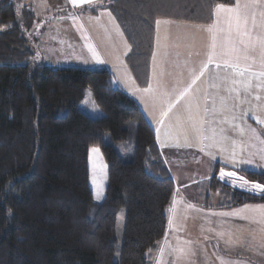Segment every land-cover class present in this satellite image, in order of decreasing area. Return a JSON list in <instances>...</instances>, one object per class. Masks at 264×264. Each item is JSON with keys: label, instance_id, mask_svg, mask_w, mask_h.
I'll use <instances>...</instances> for the list:
<instances>
[{"label": "trees", "instance_id": "obj_1", "mask_svg": "<svg viewBox=\"0 0 264 264\" xmlns=\"http://www.w3.org/2000/svg\"><path fill=\"white\" fill-rule=\"evenodd\" d=\"M217 3L234 0H106L99 7L115 15L131 46L127 65L145 87L155 18L210 21ZM35 22L28 5L0 0V264H153L175 193L154 131L106 69L43 64L29 34ZM86 90L102 117L78 108ZM91 147L106 164L100 203L89 186ZM217 169L210 189L224 202L219 209L264 205L259 195L221 184ZM238 173L264 185V173Z\"/></svg>", "mask_w": 264, "mask_h": 264}, {"label": "crops", "instance_id": "obj_2", "mask_svg": "<svg viewBox=\"0 0 264 264\" xmlns=\"http://www.w3.org/2000/svg\"><path fill=\"white\" fill-rule=\"evenodd\" d=\"M51 2V0H47ZM106 0H97L98 5ZM46 2V0H44ZM57 4L51 11H45L44 15L36 16L37 28L40 31L44 26V32H38L32 37L35 26L29 33L33 38V44L37 48L38 55L43 59L41 52L46 48L50 50L48 57L74 59L75 55H87L89 59L88 69H106L112 78L116 88L124 92L132 98L141 109L145 119L150 124L154 131L155 140L164 163L169 171V175L175 184V193L168 211L167 229L165 236L159 243L158 250L154 257L153 264H169L175 258L169 256V246H176L177 243L185 248H191L196 255L189 258L191 264H221V260L231 261V264H264V249L260 248V243L264 240V232L260 231L259 224H251L247 220H240L235 216H221L220 213H232L236 210L243 209L245 205L230 209H219L224 205L220 194L212 191L211 180L213 179V169L219 166L224 171H246L264 173V160L260 159L259 149L264 147L258 141H251L255 147L250 146V137L252 133L247 131V125L257 129L258 134L264 136V125L257 123L256 119L252 118L251 112H248L243 124L240 120H236V124L245 127L246 131L243 136H240L238 131H233L232 137L237 141L236 153L237 157H247L250 152L257 153L253 158V163L250 165L233 164L227 153L221 154L216 151L215 159L199 151L198 146H184L183 141L175 135L165 136L166 131L164 125H158L156 120L144 111V105L140 102L138 96H133L132 92L136 90L142 91L149 84H155V71L168 72L172 70V65L169 63H161V53L169 52L172 54V59L176 58V53H180V61L183 63L186 58L184 53L189 50V41L185 39L186 35L191 34L196 30L197 39L193 51H199L203 48L206 42V33H200L201 27L206 28L208 24L215 21V6L212 8L211 20L206 18L184 17L176 14H165L158 16L153 21L152 33V51L149 63L148 82L145 87H139L131 69L127 65L126 57L131 52V46L126 38L125 33L121 29L115 15L107 9L97 6L81 5L79 8L74 7L68 0H54ZM32 9L30 2L25 3ZM235 0L232 5L234 6ZM95 7V12H89ZM61 11L56 14V10ZM90 8H92L90 10ZM79 13L78 18L74 21L69 17V13ZM111 12V17L107 15ZM81 13V14H80ZM101 13H104L101 16ZM89 16L99 17L98 22L90 23ZM114 17V20L112 19ZM41 21V22H40ZM156 21H160L157 28ZM67 22V23H66ZM71 22V24H70ZM74 22L76 23L74 25ZM64 23V24H63ZM83 26L81 33L78 29ZM116 25L119 28H116ZM76 29H75V28ZM117 32H123V37L117 35ZM87 37V40L82 39L81 34ZM86 44H91L96 51V55L104 61L102 65H96V61L92 57V53L88 51ZM46 46V47H44ZM153 54L156 55V61H153ZM61 55V56H60ZM118 58V59H117ZM77 67L76 64H73ZM72 65V66H73ZM48 66V65H47ZM52 67V66H51ZM213 71H217L214 65L210 66ZM204 88L215 93L216 89L211 87V81H207ZM241 100L243 94L241 93ZM247 100L258 105L260 102L255 101L252 97ZM249 102L241 103L238 101L229 100L231 107L235 103V113L237 116L242 112L248 111ZM157 119H160V113L157 109L155 112ZM257 115L264 119V113L258 112ZM221 118V117H218ZM165 124L168 123V118H163ZM225 127H230L226 125ZM160 131L157 132L156 129ZM179 145V146H177ZM241 147L245 150L241 151ZM216 175H220L216 174ZM230 178V177H227ZM244 180V179H242ZM205 192V194H203ZM205 196V202H196L195 198L200 200V197ZM212 197V204H209L208 199ZM202 200V199H201ZM196 203V204H195ZM250 206H259L263 204H246ZM172 221L170 224L169 221ZM223 232L220 236L218 233ZM255 235L256 240L251 248L246 246V241L250 240L252 235ZM239 239L241 243L228 245L226 240ZM161 249L165 252L162 255ZM226 249H228L226 253ZM187 264V261L185 262Z\"/></svg>", "mask_w": 264, "mask_h": 264}, {"label": "snow or ice", "instance_id": "obj_3", "mask_svg": "<svg viewBox=\"0 0 264 264\" xmlns=\"http://www.w3.org/2000/svg\"><path fill=\"white\" fill-rule=\"evenodd\" d=\"M68 3L76 8L81 5L97 6V0H68ZM95 10V9H93ZM215 21L208 24L206 28L201 27L200 33H206V42L199 51H193L197 39L196 30L186 35L185 39L189 41V50L184 53L183 63L180 61V53H176V58L172 59V54L165 51L161 53V63H169L172 70L168 72L155 71V84H149L142 91L132 92L133 96H138L140 102L144 105V111H147L158 125H164L165 136L175 135L183 141L184 146H198L199 151L215 159L216 151L227 153L231 162L240 165H250L257 153L250 152L247 157H237V141L233 139V131H238L240 136L245 134V127L236 124L240 120L243 124L247 121L244 117L251 112L252 118L257 123L264 125V119H261L258 112L264 113V0H235L234 6H227L225 3L215 5ZM74 21L79 13H69ZM104 13H101L103 16ZM107 15L111 17V12ZM114 20V17L112 18ZM90 23L98 22L99 17L89 16ZM157 28L160 21H156ZM83 26H79L78 30ZM118 29L119 26L116 25ZM117 35L123 37V32H117ZM82 39L87 40L86 36L81 34ZM88 51L92 53L96 65H102L103 60L96 55L95 49L91 44L85 45ZM153 61H156V55L153 54ZM118 59V58H117ZM214 65L217 71H213L210 66ZM211 81V87L216 89L215 93L208 92L204 85ZM241 93L243 100H241ZM252 97L260 102L258 105L251 104L247 98ZM229 100L249 102L248 111L236 115L235 103L230 107ZM159 110L160 119H157L155 112ZM221 117V118H218ZM163 118H168L165 124ZM230 127H225L229 125ZM160 131L159 128L156 129ZM247 131L252 133L251 141H258L264 145V136L258 134L257 129L247 125ZM264 132V129H261ZM179 146V145H177ZM245 148L241 147V151ZM93 152L99 149L93 148ZM259 158L264 160V147L259 150ZM225 177L235 178V171H224L221 168L220 179ZM93 184L96 181L93 180ZM235 186V182H233ZM246 186L245 190L254 196L259 195L264 198V185L252 183L250 186L247 180H242ZM100 192L97 187V200L100 199ZM221 216H235L240 220H247L251 224L264 226V205L250 206L245 205L243 209L232 213H220ZM171 224L172 221L170 220ZM264 232V227L260 228ZM218 235L223 236L220 232ZM256 237L253 234L250 240H247L246 246L251 248ZM228 245L239 244V239L229 238L225 241ZM260 248L264 249V240L260 243ZM168 255L174 257L169 264H191L189 258L196 255L191 248H185L179 243L176 246H169ZM226 253L228 249L225 250ZM165 252L161 249V254ZM261 254H264L262 252ZM221 264H231V261L221 260Z\"/></svg>", "mask_w": 264, "mask_h": 264}, {"label": "rangeland", "instance_id": "obj_4", "mask_svg": "<svg viewBox=\"0 0 264 264\" xmlns=\"http://www.w3.org/2000/svg\"><path fill=\"white\" fill-rule=\"evenodd\" d=\"M14 1L16 3V7L19 10L21 8H23L25 3L30 2L32 4L31 5L32 11L36 16L41 15V14L44 15L45 11H48V12L51 11L55 7V5L57 4L56 2H54V0H51V2H48L47 0H46V2H44V0H14ZM60 11L61 10L58 8L56 10V14H58ZM36 22H37V19H36ZM36 22H35V25H36ZM70 24H71V22H70ZM75 24L76 23L74 22V25ZM39 29H40V27L37 28V25H36L35 29H34V33H36V34H32V37L36 36L38 34V32L40 31ZM44 31H45V28L43 26L40 32H44ZM79 31L81 33V29ZM34 45L37 46L36 43ZM44 47H46V46H44ZM49 52H50V50H46V48L44 49V53H43V51L41 52V55L43 57L42 62H43V64L48 65V66H52V67H77V66L73 65V64H76L78 66H81L79 68H84V67L88 66V63H89V59H88L87 55H85V54L80 55V56L75 55L74 59L69 60V59H66L65 57H61L58 59L50 58V57H48V55L50 56L52 54H50ZM78 108L90 118H100L103 116L102 111L95 105L90 90L85 91L83 99L79 103ZM93 148L99 149L98 147H91L89 149V152H88L89 186H90V189H91V192L93 195V201L95 203H100V202H102V200L104 199V196H105V187H106V178H107L106 164L104 162V159L102 157L100 149L98 152H93L92 151ZM219 173H220L219 169H217L216 174H219ZM218 179L220 180V177H218ZM242 179L246 180L242 174L237 172V177H235V178L225 177L224 179H221L219 182L223 185L231 187L232 189H237L240 191L248 192L245 190L246 186H244L242 184ZM93 180L96 181L95 185L93 184ZM233 182H235V186H234ZM250 183L251 182H249L248 186H250L252 184V183L251 184ZM97 187H98V190L101 194L99 200H97L95 198ZM203 194H205V192ZM198 199L195 198V201L196 202H201V201L205 202L204 201L205 196L200 197V200H198ZM208 202H209V204H212L211 203L212 197H210V199H208ZM124 216H125V209L120 208L117 212L116 222H115V238H116L117 244L121 243ZM115 258L117 260V256Z\"/></svg>", "mask_w": 264, "mask_h": 264}, {"label": "built area", "instance_id": "obj_5", "mask_svg": "<svg viewBox=\"0 0 264 264\" xmlns=\"http://www.w3.org/2000/svg\"><path fill=\"white\" fill-rule=\"evenodd\" d=\"M218 177H220V175H219V176L217 175V179H218ZM218 180H219V179H218ZM220 180H221V179H220ZM220 180H219V181H220ZM250 184H251V183H250Z\"/></svg>", "mask_w": 264, "mask_h": 264}]
</instances>
